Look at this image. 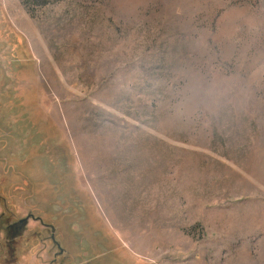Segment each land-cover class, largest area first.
<instances>
[{"label": "rangeland", "instance_id": "rangeland-1", "mask_svg": "<svg viewBox=\"0 0 264 264\" xmlns=\"http://www.w3.org/2000/svg\"><path fill=\"white\" fill-rule=\"evenodd\" d=\"M0 264H264V0H0Z\"/></svg>", "mask_w": 264, "mask_h": 264}, {"label": "flooded vegetation", "instance_id": "flooded-vegetation-1", "mask_svg": "<svg viewBox=\"0 0 264 264\" xmlns=\"http://www.w3.org/2000/svg\"><path fill=\"white\" fill-rule=\"evenodd\" d=\"M23 205H25L26 207H28L29 209H33V206H28L26 203H24ZM27 208V209H28ZM31 218V217H30ZM32 219V218H31ZM18 223L19 224H21V223H24V220H20V221H18ZM51 239H52V241L54 242V238H52L51 237ZM69 259V258H68ZM60 261H62V260H60ZM65 263H67V262H65Z\"/></svg>", "mask_w": 264, "mask_h": 264}]
</instances>
